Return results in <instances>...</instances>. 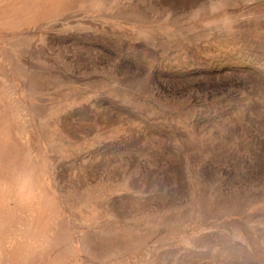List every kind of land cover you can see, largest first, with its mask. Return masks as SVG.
Listing matches in <instances>:
<instances>
[{
	"label": "rangeland",
	"instance_id": "rangeland-1",
	"mask_svg": "<svg viewBox=\"0 0 264 264\" xmlns=\"http://www.w3.org/2000/svg\"><path fill=\"white\" fill-rule=\"evenodd\" d=\"M0 264H264V0H0Z\"/></svg>",
	"mask_w": 264,
	"mask_h": 264
},
{
	"label": "clouds",
	"instance_id": "clouds-1",
	"mask_svg": "<svg viewBox=\"0 0 264 264\" xmlns=\"http://www.w3.org/2000/svg\"><path fill=\"white\" fill-rule=\"evenodd\" d=\"M9 188L21 205L32 203L40 195L37 188L36 171L29 167L17 169L11 176L10 181H0V196Z\"/></svg>",
	"mask_w": 264,
	"mask_h": 264
}]
</instances>
